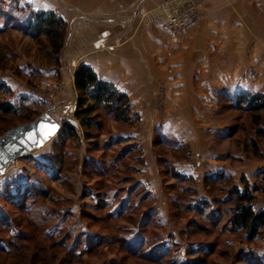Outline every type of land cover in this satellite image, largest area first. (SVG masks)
Segmentation results:
<instances>
[{
	"label": "rangeland",
	"instance_id": "obj_1",
	"mask_svg": "<svg viewBox=\"0 0 264 264\" xmlns=\"http://www.w3.org/2000/svg\"><path fill=\"white\" fill-rule=\"evenodd\" d=\"M201 1L196 22L207 18ZM226 1L186 35L184 63L196 69L185 72L189 86L155 87L157 113L137 114L130 105L127 121L100 105L96 125L87 128L75 115L73 74L85 64V0H0V78L9 79L12 93L0 100L16 110L0 114V131L46 111L62 126L0 176L7 261L12 255L18 264H264V242L246 241L231 223L234 185L263 195L264 169L250 180L224 172L228 180L174 175L175 161L197 164L196 150L209 145L228 152L233 167L264 159V112L236 103L241 92L264 98V0ZM20 7L65 20L58 55L44 36L36 40L17 27ZM135 9L128 19L150 25Z\"/></svg>",
	"mask_w": 264,
	"mask_h": 264
},
{
	"label": "crops",
	"instance_id": "obj_2",
	"mask_svg": "<svg viewBox=\"0 0 264 264\" xmlns=\"http://www.w3.org/2000/svg\"><path fill=\"white\" fill-rule=\"evenodd\" d=\"M157 1L160 0H85V59L82 63L90 65L99 78L112 82L119 91L124 92L129 97L131 110L137 114L157 113L153 97L155 87L161 84L179 88L189 86L184 75L195 67L184 63V40L186 35L195 32L196 27L209 22L217 4L220 6L222 3V0H204L207 18L176 34L163 31L158 24L139 26L137 19H128L129 12L137 6H147ZM77 66H74L73 74ZM53 73L54 70L50 69L46 74L50 76ZM0 83L11 85L9 79L5 78H0ZM132 135L135 136L136 132ZM139 136L137 134V139ZM148 139L141 137V142L148 145ZM214 150L210 145L196 150L197 164L188 160L175 161L176 172L196 180L221 172L244 175L250 180L248 176H256L264 169V159L244 161L233 167L228 152L219 155ZM137 180L144 184L150 181L144 177ZM254 195V209L264 210V194Z\"/></svg>",
	"mask_w": 264,
	"mask_h": 264
},
{
	"label": "trees",
	"instance_id": "obj_3",
	"mask_svg": "<svg viewBox=\"0 0 264 264\" xmlns=\"http://www.w3.org/2000/svg\"><path fill=\"white\" fill-rule=\"evenodd\" d=\"M22 12V7L18 8ZM23 13V12H22ZM25 18V19H24ZM20 25L26 35L39 40L44 36L55 55L60 52L65 37L66 22L58 16L54 11H35L30 10L18 15L14 18ZM25 21V22H24ZM74 86L78 92L77 109L75 115L81 120L83 126L90 128L96 125L93 115L101 105L106 110L114 112L116 118L127 121L131 117L130 102L128 96L119 91L112 82L98 77L95 70L87 64H81L74 74ZM0 95L5 97L11 96V89L4 83H0ZM236 103L238 105L245 104L253 113L264 112V98L255 93L241 92L237 95ZM14 105L9 100H0V114H15ZM253 121L258 122L259 114H253ZM33 118V117H32ZM31 116L25 118L23 122L32 120ZM10 128V127H8ZM6 128V129H8ZM68 134H73L70 126H64ZM0 131L1 133L4 131ZM87 135H90L87 133ZM254 143V142H253ZM255 144V143H254ZM253 144V145H254ZM178 179H185L182 174L175 172ZM220 181L228 180V176L223 173L215 176H206V180ZM241 191L234 185L233 191L235 195L236 205L232 214L231 223L235 230L243 232L246 241L253 242L261 240L264 242V210H255L252 201L255 195L250 190L249 186ZM264 191V188L263 190ZM202 211V210H199ZM264 251V248H263ZM11 253L0 247V264H18L11 255V260L7 261Z\"/></svg>",
	"mask_w": 264,
	"mask_h": 264
},
{
	"label": "water",
	"instance_id": "obj_4",
	"mask_svg": "<svg viewBox=\"0 0 264 264\" xmlns=\"http://www.w3.org/2000/svg\"><path fill=\"white\" fill-rule=\"evenodd\" d=\"M41 124H55L56 131L48 136L47 139H43L42 133H38L36 140L32 142L27 139V134L35 129H38ZM61 124L49 113V111L43 112L34 119L12 126L6 129L0 135V176L3 175L8 166L18 157L28 155L32 150L40 148L47 141L52 139L61 129ZM43 131H47L46 129Z\"/></svg>",
	"mask_w": 264,
	"mask_h": 264
},
{
	"label": "built area",
	"instance_id": "obj_5",
	"mask_svg": "<svg viewBox=\"0 0 264 264\" xmlns=\"http://www.w3.org/2000/svg\"><path fill=\"white\" fill-rule=\"evenodd\" d=\"M201 0H164L151 8L138 6L135 15L145 24H158L165 32H176L203 16Z\"/></svg>",
	"mask_w": 264,
	"mask_h": 264
},
{
	"label": "snow or ice",
	"instance_id": "obj_6",
	"mask_svg": "<svg viewBox=\"0 0 264 264\" xmlns=\"http://www.w3.org/2000/svg\"><path fill=\"white\" fill-rule=\"evenodd\" d=\"M56 127L57 126L55 124H48V125L41 124V125H39L38 129H35L32 132H29L27 134V139L29 141H32L35 143V142H37L36 137H37L38 133H42V139L40 141V142H42L43 139H47L48 136H51L56 131ZM45 129L47 131H43Z\"/></svg>",
	"mask_w": 264,
	"mask_h": 264
}]
</instances>
